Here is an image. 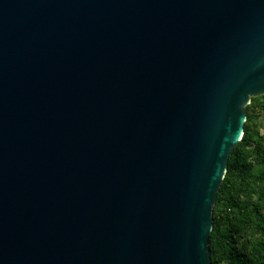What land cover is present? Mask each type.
Masks as SVG:
<instances>
[{
  "label": "water",
  "instance_id": "1",
  "mask_svg": "<svg viewBox=\"0 0 264 264\" xmlns=\"http://www.w3.org/2000/svg\"><path fill=\"white\" fill-rule=\"evenodd\" d=\"M264 95V0H0V264H213Z\"/></svg>",
  "mask_w": 264,
  "mask_h": 264
},
{
  "label": "trees",
  "instance_id": "2",
  "mask_svg": "<svg viewBox=\"0 0 264 264\" xmlns=\"http://www.w3.org/2000/svg\"><path fill=\"white\" fill-rule=\"evenodd\" d=\"M245 110V134L214 207L213 264H264V95Z\"/></svg>",
  "mask_w": 264,
  "mask_h": 264
}]
</instances>
